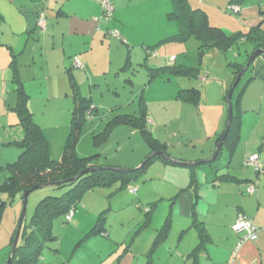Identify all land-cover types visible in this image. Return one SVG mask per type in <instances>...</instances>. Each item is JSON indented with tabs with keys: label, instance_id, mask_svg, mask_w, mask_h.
<instances>
[{
	"label": "crops",
	"instance_id": "0c3cea01",
	"mask_svg": "<svg viewBox=\"0 0 264 264\" xmlns=\"http://www.w3.org/2000/svg\"><path fill=\"white\" fill-rule=\"evenodd\" d=\"M100 1L0 0V131L4 133L0 135V169L6 171V175L0 178V184L8 175V165L19 159L21 149L15 142L21 141L25 133L17 111L23 102L18 81L24 90L26 107L48 138L46 129L48 127L45 125L48 123H44V120L39 119L38 116H45L44 110L55 107L50 95L54 92V83H59L60 89L65 92L66 99H63L58 106H61L65 124L69 127L70 116L75 107L71 92L74 95L78 87L81 94L85 96L84 86L100 87L98 74L102 72L101 69H105L103 74L112 71L113 62L109 65L105 64L102 61V53L107 46V41L117 44L118 40H112L114 37L108 40V30L114 27L103 25ZM111 1L115 7L113 21L117 27L120 25L118 28L122 33L119 36L120 42L130 45L135 40L136 24L134 22L144 10L133 11L119 0ZM230 1L214 0L215 3H213L198 0L195 4L190 0V5L193 9L206 12L211 25L215 27L225 29L226 20L232 23V32H235L232 35L239 32L247 33L253 28H261L264 31V0H246L240 6L239 21L232 16H226ZM128 15L129 18L134 19V22L127 20ZM41 17L46 18L45 29L39 27ZM138 38L140 42L142 38L140 36ZM144 44L147 50V43ZM249 46L253 50V47ZM252 54V51L249 52L247 49L245 60H239V63L248 61ZM75 57L79 58L80 68L74 67ZM131 59L129 54L126 67L132 61ZM246 76H248L247 79ZM243 80L241 85L238 84L240 87L237 103L233 102L234 124L232 120L233 126L231 124L215 161L211 160L226 130L225 126L221 130L222 115L216 126L206 132V143H213L209 151L210 155L207 157H204L205 148L202 150V155L196 154L189 157L172 155L170 151L168 152V144L160 140L156 131L152 132L162 144H167V152L170 155H166L173 160L194 164L185 166L167 159L165 160L169 163L162 160L167 171L165 179L169 174V184L171 189H175L173 191L175 193L168 195L167 192H161L159 195L162 200L168 199L171 205L164 224L157 232L145 233V230L152 225L157 203L152 206L153 211L147 224V206H145L147 193L141 192L138 187H135V193L131 192L132 182L126 189L130 188L134 199L127 197V202L118 205L115 212L132 207L138 212L136 218L127 220L128 217L124 219L121 216L118 220L117 214V216L113 214L106 216L105 212L109 210L113 212V209L112 206L106 208L102 204L95 207L93 211H91L92 208L86 211L88 205L83 198L77 205L68 227L62 229V237L70 236V246H65L60 233L53 230L56 239L46 243L37 264H264V172L258 174L255 169L256 175H254L250 172L232 171L236 163H242L246 156L259 154L264 147V118L261 115L264 113V56H258L255 59ZM38 83L40 87H37ZM36 94L42 97L35 100ZM45 95L48 98H44ZM85 97L91 100L92 108H96L93 107V97ZM189 104L196 107V111L188 108L192 117H198L204 126L208 125L202 110V101L198 106ZM191 106L187 104V107ZM250 112H255L258 116L251 123L249 133L245 137L242 132L244 117ZM143 114L147 118L146 110ZM227 121L228 119L226 127ZM16 127L19 128L10 132ZM230 133L232 137L226 141ZM21 137L22 139H18ZM148 154L150 155V150ZM219 161L220 163H217ZM259 162L264 171V155L263 157L260 155ZM99 165L111 166L101 162ZM179 169L182 170L178 171ZM183 169H188L189 172L184 174ZM193 176L195 184L192 185ZM254 177L259 180L258 184L255 183L258 189L255 194H249L247 189L251 186L249 184L254 182L252 180ZM120 189L125 187L120 188L119 184L116 190ZM244 194L250 197H245ZM125 211L127 212L128 209ZM240 214L247 215L258 228V239L246 241L241 248L237 249L239 235L236 234L234 225ZM100 216L106 217L103 223L101 219L99 222ZM17 221L16 218L11 233L9 244L11 249L17 230L15 225ZM64 222L67 223L66 220ZM98 224L102 225V232L88 236ZM166 225L169 226V230L166 238L160 241L158 236ZM117 226L119 228L115 229ZM122 229L125 231V238L121 239L119 234ZM50 243L53 247H49ZM88 246L90 252L86 255L81 254L82 249ZM46 248L51 250L47 256L43 254Z\"/></svg>",
	"mask_w": 264,
	"mask_h": 264
},
{
	"label": "rangeland",
	"instance_id": "374dc122",
	"mask_svg": "<svg viewBox=\"0 0 264 264\" xmlns=\"http://www.w3.org/2000/svg\"><path fill=\"white\" fill-rule=\"evenodd\" d=\"M119 1L125 3L126 7L132 8L133 11L135 9H141L144 10V12L137 16L135 22L134 19L132 20L128 15L127 20L136 24V31L134 34L135 40L133 43H130V45H126L125 43L121 44L119 36L122 33L119 32L120 29L118 28L120 25L117 27V24L113 21L115 11L111 18L103 15L102 0L100 1L102 9L101 21L103 25L105 27H114L111 31L119 34H108V40L114 37L112 40L117 39L118 43L115 44L113 41H107V46L103 49L102 61L108 65L113 62L114 67H112V71H108L107 74H103L105 69H101L102 72L98 74V84L100 87L89 88L88 86H84L83 88V94L85 96L93 97V107H96V110L84 124L77 147L79 152H81L80 155L88 157L91 153L95 152L98 154L99 152L101 154L99 162L111 165L107 167L122 165L124 167L133 168L121 167L120 169L137 171L143 165L146 157L148 158L149 156L147 153L150 150V146L146 140V134L134 125L119 123L117 118L121 116L140 117L146 110L148 111L147 130L151 133H155L156 131V133L159 134L160 140L168 144V152L170 151L171 154L175 156L189 157L196 154L202 155V150L205 148L206 152L204 157H207V155H210L209 151L211 147H213V143H206V132L216 126L221 115L223 117L221 130L224 129V126L226 128L228 106L224 99L228 96L232 88L235 77L234 64L244 61L246 58V50L248 49L250 52L252 49L248 44L243 43L240 46L233 47L228 53H224L216 48H210L205 51L201 49L200 41L195 38H190L185 41L181 39L169 40L170 37H174L181 33L180 23L169 16L174 9L172 0ZM192 1L196 4L198 0ZM207 1L215 3L214 0ZM205 4L211 6L208 3ZM235 5L240 6L237 4ZM221 10L224 12L223 9ZM227 14L226 16H232L235 20L239 21V14L232 12L231 6H229ZM213 17L216 18L215 16ZM224 24L225 29H223L227 34L232 35L235 33L234 31L232 32V23L226 20ZM125 26L127 29V25ZM104 32H106V29H104ZM139 36L142 38L140 42ZM144 43H147V50L145 48L146 44ZM129 54H131L132 61L126 67V60ZM172 57H175V61L173 62H171ZM158 67H177L187 70L194 69L197 71V76L170 72L166 73ZM247 78L248 76H246V79ZM241 84L242 82L240 85ZM240 85L233 94V102L235 104L239 96L238 89ZM244 85L245 82L243 86ZM37 87H40L39 83ZM193 89L200 90L203 104L202 110L207 118L208 125L204 126L198 117H192L188 108H191L192 111H196V107L191 106V104H189L191 102L185 97L186 93L181 92L182 90ZM50 95L52 98L51 102L55 103L53 105L55 107L44 110L46 112L45 116L40 115L38 117L39 119H43L44 123H48L45 125L48 127L46 129L51 145L52 158L59 161L62 159L70 130V126L68 127V125L65 124V116L61 106H58L59 103L63 102V99H66V96L65 92L60 89L59 83H54V92ZM71 96H73V92H71ZM40 97H42V95H37L35 100ZM44 98H48V96L45 95ZM187 104L191 107H187ZM261 115L264 118V113H261ZM256 116L258 115H255V112L246 113L242 130L245 137H247L250 125ZM71 118L72 113L70 116V125ZM17 128L19 127L11 129L10 132H14ZM106 130L109 136L106 140L102 141V134ZM1 134L4 135V133L0 131V135ZM95 135L98 137L97 141H99V139L102 141L98 146L94 143ZM18 139H22V137ZM257 155L263 157L264 147ZM247 157L248 156L244 158L243 164L241 162L236 163L232 171L237 173L250 172L256 175L255 168L246 165ZM220 161L217 163H220ZM156 162L150 166L147 172L140 174L131 185L133 188L138 187L141 192L147 193V205H145L147 206V210L151 209L153 204L157 203L153 214L152 225L145 230L147 234L157 232L164 224L169 213L171 203L168 199L162 200L161 196H159L160 193L167 192L168 195L175 193L173 192L175 189H171V185L169 184V174L168 178L165 179L167 171L163 165L164 162L162 160ZM181 170L182 169H179L178 171ZM183 172L185 174V172L189 171L188 169H183ZM5 175L6 171L0 169V178L2 179ZM173 175L175 177L177 176L175 173ZM174 176L172 177L174 178ZM252 180L254 182L250 184L256 186L259 181L258 178L254 177ZM118 186L119 183L105 187L97 186L94 190L87 192L84 196V200L87 202L86 205H88L86 211H88V208L90 210L92 208L91 211H93L95 207L102 204L106 208L112 206L113 212L112 210L106 211V216L109 214L118 215V220L121 216L124 219L128 217L129 219L127 220L133 217L136 218L138 212L132 207H126L122 211L115 212L117 211L115 209H117L116 207L118 205H123L127 202V197L134 199V196L130 193V188L116 190ZM256 189H258V186H256ZM67 190L68 189L56 190L53 189V187H47L33 192L29 197L24 224L26 225L30 222L37 204L47 197L46 195L61 196ZM244 196L250 197L248 194H244ZM230 199L232 201V197H230ZM1 201H9L8 196L0 195V203ZM127 209L128 211L126 212L125 210ZM22 210L23 199L21 195H18L12 203L5 206L3 205V208L0 209V264H6L8 261L11 251L9 244L11 233L14 228V221L17 218L18 221L15 224L17 227ZM64 220H66L64 216L56 219L53 230L56 233H60L59 235L62 241H65V246L69 247L71 243L70 236L66 238L65 236L62 237V229L66 226L68 227L70 223H65ZM117 228H119V226L115 229ZM70 231H72L71 228ZM124 233L125 231L122 229L119 234L121 239L125 238ZM236 234L239 235V243L242 239V234L237 232ZM51 244L52 243L49 244V247H53ZM50 252V248H46L43 254L47 256ZM88 252H90L89 246L82 249L81 254L86 255Z\"/></svg>",
	"mask_w": 264,
	"mask_h": 264
},
{
	"label": "trees",
	"instance_id": "16d2710c",
	"mask_svg": "<svg viewBox=\"0 0 264 264\" xmlns=\"http://www.w3.org/2000/svg\"><path fill=\"white\" fill-rule=\"evenodd\" d=\"M245 1L246 0H231L229 6L235 4L242 6ZM172 2L174 9L169 16L180 23L181 33L174 37H170L169 40L181 39L185 41L190 38H195L200 41L202 50L206 51L210 48H216L224 53H228L233 47L240 46L243 43L253 47L252 53L257 49H264V31L261 28H253L247 33L239 32L234 35H229L222 28L211 25L209 16L206 12L200 9H193L190 5V0H172ZM108 33L112 34L111 29L108 30ZM76 59L79 60V58L75 57L73 59L74 67H76ZM246 62L247 60L243 63L236 62L234 64L235 77L233 83L244 68ZM160 70L166 73L170 72L197 76V71L194 69L187 70L177 67H163L160 68ZM18 84L23 102L22 105L17 108V111L20 115V122L25 133L21 141L15 142L21 149L19 159L8 165V175L0 184V195H6L9 199V201H1L0 209L3 208V205L5 206L8 203H12L18 195H21L23 199V195L26 191L40 184L64 182L60 186L53 187V189H68L61 196L46 195L47 197L37 204L30 222L26 225L23 224L21 237L11 264H37L46 243L51 239H56L53 231L55 220L64 216L66 222L69 223L73 219L72 217L71 220H68L70 213H75L77 205L81 203L87 192L94 190L97 186H112L116 183L120 184V188H126L134 182L140 174L146 172L156 161L163 160L165 163L169 162L160 156H155L151 159L146 158L142 167L137 171H132L120 169L121 167L118 168L117 166L107 167L99 165L101 159L99 152L98 154L95 152L91 153L88 157L81 156L77 151L80 136L84 124L87 119L93 115L96 108H92L91 100L83 96L78 87H76L75 94L73 95L75 107L72 112L69 138L64 147L62 159L59 161L54 160L52 158L50 142L43 128L36 122L33 114L26 107V98L23 97L24 90L22 84L20 85V81H18ZM181 92L186 93V99L192 104L196 106L200 104V90H182ZM227 97L228 96L225 97V101H227ZM145 116L144 114L140 117L121 116L117 118V121L119 123L134 125L144 132L150 146V154L155 152L169 154L167 152V144H162L154 137L153 133L147 130L146 121L148 117L146 118ZM233 118L235 120L234 115ZM108 136L109 134L106 130L102 134V141L106 140ZM231 137L230 133L226 141L230 140ZM97 139L98 137L95 135L94 143L98 146L102 141L100 139L97 141ZM86 170L89 171L79 176L81 172ZM257 172L261 174V172ZM75 177H78L75 182H68V180ZM193 184H195L194 176L192 177V185ZM152 211L153 207L147 210V224L149 223V217ZM105 218L106 217L100 216L99 222L101 219L103 223ZM168 230V225L164 226L161 230L158 236L160 241L166 238ZM100 232H102V225L100 226L98 224L88 236Z\"/></svg>",
	"mask_w": 264,
	"mask_h": 264
},
{
	"label": "water",
	"instance_id": "95a60500",
	"mask_svg": "<svg viewBox=\"0 0 264 264\" xmlns=\"http://www.w3.org/2000/svg\"><path fill=\"white\" fill-rule=\"evenodd\" d=\"M258 56H264V49H262V48L261 49H257L255 52H253V54L250 56V58L246 62L244 68L242 69L240 74L237 76L235 82L232 85V88H231L230 92L228 93V97H227V101H226L227 102V106H228L227 127H226V130H225V134H224L223 138L221 139V141L219 142L217 150H216V152H215V154H214V156H213V158L211 160L212 162L215 161V159L217 158V155H218V152H219V150L221 148V145H222L223 141L226 139V137H227V135H228V133L230 131V127H231L232 120H233V94H234V91H235L236 87L238 86V84L240 83V81L245 77V75L249 71L251 65L253 64V62L255 61V59ZM155 156H160V157H162L164 159H167V160H169L171 162H175L177 164H182V165H185V166L194 165V164H190V163H184V162H180V161H177V160H173L169 155H166L163 152L152 153V154H150L148 156L147 159H151V158H153ZM88 171L89 170L81 172L79 174V176H82V175L86 174ZM77 179H78V177H75V178H73L71 180H68V182H72V181L75 182ZM63 183L64 182H52V183L40 184V185H37V186L33 187L32 189H30V190H28V191H26L24 193V195H23V210H22V214H21V216L19 218V222H18V225H17V230H16L14 241H13L10 257L8 259V264L12 263V258L14 256L15 252H16V249H17L20 237H21L22 227H23V224H24V220L26 218L28 201H29L30 195L33 192L41 190L43 188L57 187V186L62 185Z\"/></svg>",
	"mask_w": 264,
	"mask_h": 264
},
{
	"label": "built area",
	"instance_id": "2783aa9c",
	"mask_svg": "<svg viewBox=\"0 0 264 264\" xmlns=\"http://www.w3.org/2000/svg\"><path fill=\"white\" fill-rule=\"evenodd\" d=\"M102 9H103V15L107 16L108 18H111L113 16V13L115 11L114 4L112 3L111 0H102ZM232 12L234 13H239L241 10L240 6L233 5L231 6ZM39 27L42 29H45L46 27V18L41 17L39 20ZM113 33V32H112ZM114 35H119L117 32L113 33ZM175 61V57L171 58V62ZM75 66L80 68L81 63L78 59L75 60ZM150 123V120H149ZM247 166H253L257 171L262 172V164L259 162V156L257 155H252L248 157L246 161ZM256 186L251 185L248 187L247 192L249 194H255L256 193ZM131 192L135 193L136 189L131 188ZM74 212L70 213L69 219L73 217ZM234 229L237 233L242 234V239L237 245V249L241 248L243 244L246 241H254L258 239V228L254 225L252 220L248 217L245 216L244 214H240L237 218L236 224L234 225ZM244 232V233H242Z\"/></svg>",
	"mask_w": 264,
	"mask_h": 264
},
{
	"label": "clouds",
	"instance_id": "9594fccd",
	"mask_svg": "<svg viewBox=\"0 0 264 264\" xmlns=\"http://www.w3.org/2000/svg\"><path fill=\"white\" fill-rule=\"evenodd\" d=\"M131 188H133V187H131ZM75 214V213H74Z\"/></svg>",
	"mask_w": 264,
	"mask_h": 264
}]
</instances>
